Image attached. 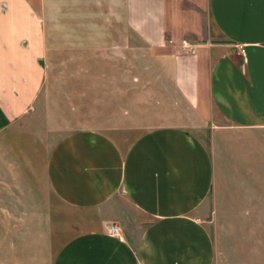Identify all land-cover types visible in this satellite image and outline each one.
Segmentation results:
<instances>
[{
    "label": "crops",
    "instance_id": "crops-1",
    "mask_svg": "<svg viewBox=\"0 0 264 264\" xmlns=\"http://www.w3.org/2000/svg\"><path fill=\"white\" fill-rule=\"evenodd\" d=\"M108 1L147 50L167 51L155 59L168 75L169 125L141 126L148 108L115 87L97 124L28 133L24 149L1 143V173L25 200L19 212L45 211L46 227L68 231L47 264H214L206 218L220 207L264 213V0ZM45 2L0 0V135L33 111L49 78ZM56 47L67 65L98 62L95 40ZM79 49L82 58L70 52ZM111 75L125 85L123 71ZM202 129L205 144L193 133ZM59 211L66 227L49 224Z\"/></svg>",
    "mask_w": 264,
    "mask_h": 264
},
{
    "label": "rangeland",
    "instance_id": "rangeland-1",
    "mask_svg": "<svg viewBox=\"0 0 264 264\" xmlns=\"http://www.w3.org/2000/svg\"><path fill=\"white\" fill-rule=\"evenodd\" d=\"M45 3L49 78L40 89L33 111L2 133L0 144L17 143L19 149H24L31 145L32 137L28 133L56 138L69 130L97 124L96 115L105 117L108 113L115 87L123 86L126 93L130 92L134 108L149 110L148 119L139 116V122L143 120L141 126L169 125L164 112L165 104L170 102L168 75L155 59L156 54L167 51L152 52L140 44L122 27L117 10L114 12L108 0H46ZM94 40L98 54L95 66L67 65L66 56L56 47L64 42ZM70 52L79 58L83 55V49ZM112 70L124 72L125 85L118 78L113 79ZM95 74L98 79L94 81ZM193 133L206 143L204 129ZM238 135L229 131L224 138ZM22 152L34 157L33 150ZM2 175L0 170V264H47L68 231L56 233L60 227H46L45 211L19 212L18 207L25 200L18 190L9 188L7 177ZM228 212L227 208H217L215 216L205 220L215 248L213 263L264 264V213L230 215ZM70 217L63 211L55 212L49 224L66 227Z\"/></svg>",
    "mask_w": 264,
    "mask_h": 264
},
{
    "label": "built area",
    "instance_id": "built-area-1",
    "mask_svg": "<svg viewBox=\"0 0 264 264\" xmlns=\"http://www.w3.org/2000/svg\"><path fill=\"white\" fill-rule=\"evenodd\" d=\"M237 48H238V51L241 53V47L238 46ZM181 50H183V52H186L188 54H193L194 53V47L188 45L187 43H183L181 45ZM116 231H117V229H116L115 226H110L108 228V233H109L110 236H114L116 234Z\"/></svg>",
    "mask_w": 264,
    "mask_h": 264
}]
</instances>
